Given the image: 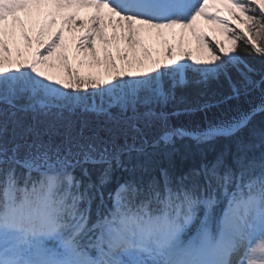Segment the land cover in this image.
I'll list each match as a JSON object with an SVG mask.
<instances>
[{"label":"snow or ice","instance_id":"snow-or-ice-1","mask_svg":"<svg viewBox=\"0 0 264 264\" xmlns=\"http://www.w3.org/2000/svg\"><path fill=\"white\" fill-rule=\"evenodd\" d=\"M198 19L224 39L208 40ZM185 29L207 59L181 48ZM66 31L79 32L71 53ZM241 52L264 59V0H0V264H264V153L249 159L237 140L231 164L221 154L175 180L149 175L150 148L234 137L264 102L151 144L142 128L166 119L155 107L188 72L196 83L223 76L235 96L264 84ZM89 59L107 75L83 74ZM90 166H103L95 180ZM116 170L129 178L108 189Z\"/></svg>","mask_w":264,"mask_h":264},{"label":"trees","instance_id":"trees-1","mask_svg":"<svg viewBox=\"0 0 264 264\" xmlns=\"http://www.w3.org/2000/svg\"><path fill=\"white\" fill-rule=\"evenodd\" d=\"M239 44L243 46L244 42L239 41ZM240 55L255 69L252 79L257 81L261 73L264 72V59L255 53L245 55L241 52ZM189 63H192V61L190 60ZM233 75L234 79H238L235 74ZM187 76L189 78L188 84L184 87L175 88L172 98L162 105H157L155 110L166 112L174 109L197 108L203 104L216 102L233 94L229 82L223 76L219 79H210L206 83H196L191 72H188ZM170 83V81H165L164 87L166 91L170 88ZM112 111L115 112L116 110L112 109ZM262 131H264V112L256 114L249 125L241 129L234 137H217L203 143H198L196 140L187 137H174L169 145L161 144L155 149H149L153 153L149 175L159 179V170L164 168L169 171V174L175 180L176 177L188 173L191 169L199 168L202 163H210L221 154H224L226 161L231 164L232 156L236 152L237 140H241L244 144L251 146L250 150L247 151V156L249 159H254L258 162L262 153H264V144L260 143L259 138V133ZM90 167L92 168V178L95 180L103 166ZM256 171L258 172L259 169L257 168ZM128 178V173L120 170L114 171L112 183L108 185V189L114 188L117 180L123 181ZM222 208L223 204L219 205L216 209L217 213ZM94 213L95 206H93V218H95ZM198 216L202 217L203 212H199ZM198 223L199 220L197 219L191 228H196Z\"/></svg>","mask_w":264,"mask_h":264},{"label":"water","instance_id":"water-1","mask_svg":"<svg viewBox=\"0 0 264 264\" xmlns=\"http://www.w3.org/2000/svg\"><path fill=\"white\" fill-rule=\"evenodd\" d=\"M262 102H264V84L249 88L247 91H242L239 96L232 94L224 99L206 103L197 108L174 109L166 112L155 110L157 113H164L166 119H153L148 127H143L142 125L144 139L151 144L164 131L177 128H183L188 132L197 133L206 129L209 125H215L222 121H230L242 112L247 113L259 106ZM258 113L260 112L258 111L256 114ZM18 115L24 118L25 123L31 122L30 116ZM79 118H81L79 113L77 116L72 117V119L76 120ZM82 118L89 120L93 124L96 123V117L90 113H84ZM183 137L192 139L190 136ZM122 142V140L118 141V143Z\"/></svg>","mask_w":264,"mask_h":264},{"label":"rangeland","instance_id":"rangeland-1","mask_svg":"<svg viewBox=\"0 0 264 264\" xmlns=\"http://www.w3.org/2000/svg\"><path fill=\"white\" fill-rule=\"evenodd\" d=\"M89 11H91V10L90 9L82 10L80 15L82 17H84V16L87 15V13ZM197 27H198V29L200 31H202V32H204L206 34L208 40H214V39L223 40L224 39L218 31H214L213 30V26L211 24L207 23L203 19H198ZM108 31L109 32L112 31L111 27H109ZM174 31H175V33L179 32L178 29L174 30ZM78 34H79V32H76V31H74V32L66 31L65 32L66 42L69 45L70 53L72 51V46H73V44L75 42V37ZM18 39H19V37H18ZM177 39H178V37L176 35H174L171 32L169 33L168 40H169L170 43L175 44L177 42ZM149 46L152 47V48H155V47H161L162 48V44H156L154 41H149ZM102 47L103 46L100 44V42L97 41V49L99 51H101V58H102ZM20 48H21L22 51L26 50V45L23 42V40H20ZM181 48L183 50L188 51L191 54L193 60H196V59L203 60V59H207L208 58L206 53L204 52L203 47L199 43H197L195 37L192 35L191 31L188 30V29L184 30V40H183V43L181 45ZM113 53L115 55V49H113ZM153 56L154 57H158L161 60L164 59L163 54L162 53L158 54L156 51H153ZM56 63L58 65V61H56ZM73 63L75 64V61H73ZM120 63H121L120 60L117 59V64L119 65ZM146 63H147V60H146ZM54 71H60L59 67L54 69ZM81 71L85 75H93V76H97V75L106 76L107 75V73H105L103 71V63L99 67H97L95 65V63L93 61H91L90 59L85 61V64L82 67ZM114 110H116V109H114Z\"/></svg>","mask_w":264,"mask_h":264}]
</instances>
